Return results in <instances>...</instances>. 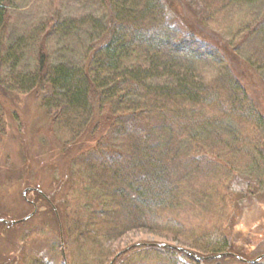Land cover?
Segmentation results:
<instances>
[{"label": "trees", "instance_id": "16d2710c", "mask_svg": "<svg viewBox=\"0 0 264 264\" xmlns=\"http://www.w3.org/2000/svg\"><path fill=\"white\" fill-rule=\"evenodd\" d=\"M94 1L102 8L103 18L88 15L61 22L56 12L30 35L19 39L5 55L3 48L14 0H0V93L38 95L54 128L70 135L61 151L74 152L72 163L83 161L87 166L86 160L91 155L98 156L94 164L90 161L88 165L93 177L88 188L90 199H96V206L107 203L119 206L118 210L104 211L105 215L120 212L125 221H131L125 228L135 225L154 234L181 238L185 235L183 225L162 217V212L177 202L181 190L175 179L177 157L182 153L178 144L181 137L171 136L161 149L154 138L162 130L159 124L179 133L191 131L198 120L194 118L197 110L206 109L224 118L246 122L258 132H264L262 107L256 103L249 88V81L259 82L258 73L250 62L238 56L237 46L211 32L209 19L200 16L201 12L194 8L195 4L208 0ZM87 26L96 35L84 47L79 65L51 64L45 42L40 40H47L53 33L71 37ZM185 36L217 50L225 65L221 83L212 86L197 76L195 65L200 62L201 55L192 45L188 46ZM34 42L39 44L35 70L21 71L20 52ZM7 67L8 72H2ZM5 116L0 99V139L7 132ZM193 137V151L197 153L194 155L196 161H201L197 150L199 144ZM114 140L126 144L117 150ZM261 160L264 163L262 155ZM197 164L201 166L202 163ZM239 177L233 178L229 189L238 198L241 195L250 199L244 204L245 199L236 203V210L244 213L256 203L251 193L255 184ZM61 178L60 186L65 191L53 195V199L50 197L51 204L48 205L55 216L60 242L66 248L68 239L76 234L91 235V228L84 226L80 219L72 221L70 217L75 227L72 229L64 211L60 214L59 210L58 219L59 203L66 205V192L70 188V183H63V178L67 180L70 175L61 174ZM37 194L45 200L44 195ZM100 196L107 200L102 201ZM262 196L264 194L258 197ZM45 201L48 203L47 199ZM257 206L263 214L264 208ZM261 225L264 221L259 219L245 232H235V226L231 235L220 230L195 240L198 252L194 254L200 257L223 255L216 259L197 260L193 255L162 246L160 250L168 264H250L240 256L251 254V259L255 260L264 254L253 250V246L257 247L253 235L263 227ZM134 247L122 251L125 253L121 257L140 249ZM143 249L157 250L154 247ZM230 253L237 254V258L226 255ZM255 264H264V258Z\"/></svg>", "mask_w": 264, "mask_h": 264}, {"label": "rangeland", "instance_id": "374dc122", "mask_svg": "<svg viewBox=\"0 0 264 264\" xmlns=\"http://www.w3.org/2000/svg\"><path fill=\"white\" fill-rule=\"evenodd\" d=\"M194 8L201 12L200 16L209 19L211 32L237 46L238 56L250 62L258 73L259 82L249 81V88L264 114V0H208L195 4ZM56 12L61 22L88 15L104 17L102 8L94 0H14L4 54L7 55L19 39L30 35ZM95 35L87 26L71 37L53 33L47 40L42 38L40 41L45 42L51 64L73 67L79 65L84 47ZM184 41L201 55L200 62L195 65L197 76L212 86L221 83L225 65L217 50L201 41L193 42L188 36ZM38 46L34 42L20 52L21 71L35 70ZM2 72L7 73L8 67ZM0 99L7 123V132L0 139V264H111L130 246L140 249L124 258L120 256L118 259H122L114 264H168L161 247L153 245H172L198 252L195 240L205 235L220 230L231 235L235 226V232H245L254 227L256 220L264 221V213L257 209L260 206L255 207L259 204L264 208V196L258 197L264 194V163L261 160L264 132H258L246 122L198 109L194 117L198 120L191 131L179 133L159 124L162 130L154 138L161 149L171 136L181 137L178 144L182 153L177 157L175 177L181 190L177 202L162 212L164 219L177 221L185 229L183 237L173 239L141 230L135 225L125 228L131 221H125L120 212L110 216L104 214L109 209L118 210L117 203L94 204L96 199H90L88 189L93 178L88 165L90 161L94 164L98 156L91 155L92 159L86 160L87 166L83 161L81 164L71 162L74 152L61 151L64 142L71 137L54 128L38 95L1 92ZM192 137L198 141L201 161H196ZM123 143L114 140L117 150L123 147ZM199 162L201 166L197 164ZM61 174L70 175V181L63 178V183H70V188L66 192V205L59 203L58 219L59 210L60 214L64 211L72 229L75 227L70 217L72 221L80 219L84 226L91 228V235L76 234L68 239L66 248L60 242L55 216L48 205L51 204L50 197L53 199V195L65 191L60 186ZM236 175L240 180H252L255 186L251 189L255 187L259 191L251 190L256 203L249 204L253 205L252 208H246L244 213L236 210V203L245 199L244 204L250 199L241 195L238 198L229 189ZM37 193L44 195L48 203ZM101 200L105 201L107 197ZM52 205L55 208V203ZM243 216L246 219L242 221ZM261 226L253 235L257 244L253 250L258 253H264V225ZM142 247L157 250H141ZM240 257L248 262L254 259L251 254Z\"/></svg>", "mask_w": 264, "mask_h": 264}, {"label": "water", "instance_id": "95a60500", "mask_svg": "<svg viewBox=\"0 0 264 264\" xmlns=\"http://www.w3.org/2000/svg\"><path fill=\"white\" fill-rule=\"evenodd\" d=\"M31 217L29 216L28 217V219H30ZM27 219V220H28ZM13 225L14 224H17V223H12ZM138 246H141V245H138ZM153 246H156V247H164V248H167V249H176V250H179V251H182V252H185V253H187V254H189V255H193L197 260H208V259H216V258H220V257H222L223 255H220V256H213V257H200L199 255H196V254H194L193 252H191V251H189V250H186V249H183V248H180V247H176V246H172V245H158V244H156V245H153ZM125 252H123V253H120L114 260H113V262L111 263V264H114L116 261H117V259L120 257V256H122L123 254H124ZM226 255H232V256H235L236 257V255H233V254H226ZM237 258V257H236ZM264 258V255H262V256H259L257 259H255V260H253V261H251V262H249V263H252V264H255V263H257V262H259V261H261L262 259ZM248 262V261H247Z\"/></svg>", "mask_w": 264, "mask_h": 264}]
</instances>
